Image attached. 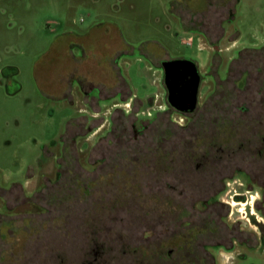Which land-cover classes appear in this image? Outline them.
Returning a JSON list of instances; mask_svg holds the SVG:
<instances>
[{
	"label": "rangeland",
	"instance_id": "1",
	"mask_svg": "<svg viewBox=\"0 0 264 264\" xmlns=\"http://www.w3.org/2000/svg\"><path fill=\"white\" fill-rule=\"evenodd\" d=\"M75 35L83 81L69 106L42 94L36 80L57 89ZM176 58L198 66L200 117L167 110L160 68ZM89 76L119 83L124 101L91 105L83 95ZM11 80L17 93H7ZM243 117H264V0H0V264H38L53 251L69 260L75 241L79 259L106 229L136 231L168 211L193 215L223 179L220 224L236 223L262 242L264 215L253 208L260 191L240 179L246 172L228 153L237 137L232 120ZM166 177L210 180L151 183ZM245 183L255 189L236 200Z\"/></svg>",
	"mask_w": 264,
	"mask_h": 264
},
{
	"label": "flooded vegetation",
	"instance_id": "2",
	"mask_svg": "<svg viewBox=\"0 0 264 264\" xmlns=\"http://www.w3.org/2000/svg\"><path fill=\"white\" fill-rule=\"evenodd\" d=\"M240 57L241 55L238 53L234 58V62L236 63ZM177 59L187 58L170 60ZM196 67L198 71V66L196 65ZM160 71L162 77H164L162 67ZM198 74L200 86L202 77L199 71ZM10 75L11 73L6 72L7 77ZM190 77V75H185L184 79L190 80ZM75 80L77 84L83 81L80 78ZM9 84L6 85V88H10L12 85L16 86V83L12 80ZM164 89L167 110L170 113H176L186 119H189L188 117H200L196 115L198 94L195 107L189 110V105L185 102L177 103L175 106L171 105L168 102L169 93L165 85ZM185 91L188 90L185 89ZM150 117H159V115L154 114L150 115ZM169 117H171V114ZM234 119L232 123L237 137L235 144L230 146L228 150L231 164L236 169L245 170L246 176L242 174L241 177L243 178L240 179L244 182L249 179L258 186L261 199L256 201L253 208L264 215V117ZM215 151L224 153L226 150L217 147ZM203 164L202 162L196 163L195 169L200 171L201 166H204ZM228 164L230 165L229 162ZM182 170L184 172L185 168H182ZM249 170H252V173ZM74 179L76 184L84 185L78 178ZM208 180L210 179L166 177L153 178L151 183L169 186L205 184L208 183ZM232 181L234 183L237 182L236 180ZM220 184L221 186L218 185L213 191L210 189L206 190V195L204 194L197 201L201 204L200 208L190 210L193 215L172 216L171 214H174L173 212L175 211H168L153 216L149 225L140 226L136 231L130 229H126V231L119 228L115 229V231L106 229L104 241L88 243L85 254L80 253L84 257L77 259L75 241L73 242V257L71 259L66 260L61 257L58 251H53L49 254V257L41 259L38 264H220L221 251L229 255L225 262L227 264H251L249 263L251 259L264 257V226L258 228L262 233V242H259L255 236L236 223L230 227L220 224L221 218H218L215 214V205L222 202L218 197L225 190V180L223 179ZM245 189L246 192L235 193L233 197L236 200L248 199L247 193L252 192L255 188L247 183ZM234 198H231L230 205L241 206L240 210H244V204L237 203V205L233 200ZM225 204L229 205L228 203ZM228 211L229 209L225 210V215H227ZM181 212L183 213V211ZM232 213L230 211V214Z\"/></svg>",
	"mask_w": 264,
	"mask_h": 264
},
{
	"label": "crops",
	"instance_id": "3",
	"mask_svg": "<svg viewBox=\"0 0 264 264\" xmlns=\"http://www.w3.org/2000/svg\"><path fill=\"white\" fill-rule=\"evenodd\" d=\"M79 38L80 35H75L72 41L66 44L65 47L66 59L63 62L64 70L61 77L58 80V86L57 89L55 90L57 92H55L51 88L50 89L52 91L49 88H47L46 82L40 81L39 79L36 80V87L40 92H42V94H45L50 97H57V99H61L63 101L64 105H69V106H74L76 100L78 99V94H77L78 84L76 83L75 80L78 75L76 70L74 69L75 68L74 61L79 59L78 56H76L75 54V50L81 49ZM115 65L117 67L118 65L117 61H115ZM108 79L109 78L107 76L104 78V80H102V78L95 79L92 76H89L86 79L91 84V86L88 91L85 92L83 91V95L85 96L86 99L93 101L91 105L97 107L99 106L106 107L105 105L108 106L109 104H111L112 106L116 107L119 105V103L124 101L123 98H121L122 94L119 91L122 87L119 86V83H117L113 87H110L107 83ZM103 81H105V83ZM18 87H19L18 89L19 91L21 87L19 85ZM103 88L105 90L104 93H103ZM110 88H113L115 90V94L113 96L108 95V91L110 90Z\"/></svg>",
	"mask_w": 264,
	"mask_h": 264
},
{
	"label": "water",
	"instance_id": "4",
	"mask_svg": "<svg viewBox=\"0 0 264 264\" xmlns=\"http://www.w3.org/2000/svg\"><path fill=\"white\" fill-rule=\"evenodd\" d=\"M161 67L164 72L163 82L169 93L168 102L173 106L185 102L189 105V110H192L197 102L199 88V74L196 64L189 59H177L164 61ZM185 75H190V80L184 79ZM6 89L8 94H14L19 87L11 91L9 88Z\"/></svg>",
	"mask_w": 264,
	"mask_h": 264
}]
</instances>
